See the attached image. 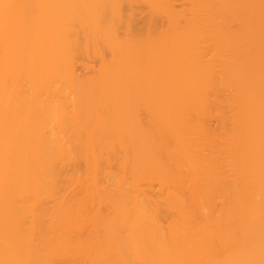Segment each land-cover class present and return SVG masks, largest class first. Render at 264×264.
I'll use <instances>...</instances> for the list:
<instances>
[{"label":"rangeland","instance_id":"obj_1","mask_svg":"<svg viewBox=\"0 0 264 264\" xmlns=\"http://www.w3.org/2000/svg\"><path fill=\"white\" fill-rule=\"evenodd\" d=\"M105 1L19 0L9 12L24 40L69 35L60 46L68 54L64 77L53 84L60 101L53 116L63 114L65 125L54 123L53 143L70 148L65 147L70 155L62 163L60 190L73 199L90 183L83 177L91 158L76 155L87 130L74 125L87 94L73 90V83L79 76L110 82L101 93L110 102L99 105V207L109 214L100 222L114 213V199L124 202L120 235L129 236L128 248L141 250L133 264L149 263L150 256L154 264H264V53L247 61L264 50V0H216L213 34L196 23L188 40L191 19L205 17L192 0H113L115 9L101 8ZM22 17L34 26L20 22ZM200 50L199 65L210 68L205 89L198 91L203 102L192 110L184 63L186 53ZM227 56L235 59L234 66L224 65ZM128 103L131 113L115 110ZM108 111L113 115L107 120ZM164 113L179 120V139L161 123ZM111 124L124 125L119 135ZM67 129L70 137L62 131ZM24 151L16 150L13 157ZM226 233L235 244L220 256L213 250ZM99 235L104 259L113 264V244L103 229ZM146 235L154 245L143 241ZM81 249L74 244L75 252Z\"/></svg>","mask_w":264,"mask_h":264},{"label":"bare ground","instance_id":"obj_2","mask_svg":"<svg viewBox=\"0 0 264 264\" xmlns=\"http://www.w3.org/2000/svg\"><path fill=\"white\" fill-rule=\"evenodd\" d=\"M18 2L19 0H0V264H112V261L106 262L103 256L105 242L99 235L102 229L113 244V264H133L132 257L139 259L141 250L135 252L131 247L128 248L129 241L126 239L129 236L120 235L124 232L121 231V226L126 224L124 202L120 205L116 203L118 199H114L110 209H114V213L106 223L100 222L103 216L109 214L103 215L99 207L103 199L98 191L101 169L99 105L104 106L110 102L103 100L101 93L111 83L104 82L101 85L86 76H79L78 81L73 83V90L87 94L80 101L81 109L74 113L76 122L79 121L74 125L84 126L88 136L80 141L81 148L76 155L78 159L86 161L91 158V163H86L88 170L83 178L90 183L83 188L84 194L70 199L60 190L62 163L69 157L70 148L66 143L54 145L52 135L54 123L60 126L63 122V114L53 116L57 107L55 103L60 104L55 97L56 88L53 84L64 77L63 64L68 59V54L67 48L60 46L67 44L65 40L69 35L59 33L54 36V40L51 37L24 40L20 27L14 26L17 20L9 13L17 9ZM192 3L205 11V17L202 20L191 19V29L185 40L193 37L196 23L206 24L209 29L206 33L213 34L211 29L217 1L192 0ZM229 5L232 6L233 2ZM107 7L114 8V1L106 0L101 8ZM65 11H68V6ZM95 19L97 20L96 17ZM19 21L30 27L35 24V21L27 17H22ZM199 53L202 51L189 52L190 55L186 53L184 63L189 77L186 100L188 108L192 110H196L203 102V96L198 91L205 89L206 71L210 68L209 64L199 65ZM263 53L264 50H260L247 61L258 60ZM223 63L225 66H234L235 59L227 56ZM85 104L89 105L83 108ZM130 108L128 103L124 109L122 104L115 110L131 113ZM186 108L183 106L181 109ZM91 109L95 112H90ZM112 115L113 112L108 111L105 118L108 120ZM171 116L169 113L161 114V123L168 125L171 137L179 139L183 135L178 130L180 122L170 119ZM96 124L97 129L94 128ZM88 125L92 127L88 129ZM124 125L111 124L109 129L117 130L119 135ZM72 127L70 128L73 129ZM62 131L69 135L68 129ZM55 146H63L64 149ZM65 147L69 148L68 151ZM20 149H25L24 154L13 157L14 152ZM92 188L94 189L91 190ZM87 229L90 233L84 235L83 231ZM145 237L143 241L154 245L149 236ZM74 242L82 249L75 252ZM131 242L133 240L130 241V246ZM234 244L235 237L229 234L227 238L226 233L213 251L224 256L227 246ZM10 249L15 250L14 255L7 254L6 251ZM148 259L151 262L145 264H154L152 256Z\"/></svg>","mask_w":264,"mask_h":264}]
</instances>
